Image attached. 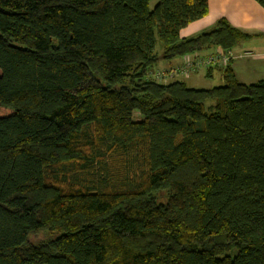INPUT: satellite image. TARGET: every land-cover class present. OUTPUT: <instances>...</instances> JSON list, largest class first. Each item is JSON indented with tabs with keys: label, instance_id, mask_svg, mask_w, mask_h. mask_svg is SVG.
<instances>
[{
	"label": "trees",
	"instance_id": "1",
	"mask_svg": "<svg viewBox=\"0 0 264 264\" xmlns=\"http://www.w3.org/2000/svg\"><path fill=\"white\" fill-rule=\"evenodd\" d=\"M152 1L0 0V264H264V80L152 75L251 34Z\"/></svg>",
	"mask_w": 264,
	"mask_h": 264
},
{
	"label": "crops",
	"instance_id": "2",
	"mask_svg": "<svg viewBox=\"0 0 264 264\" xmlns=\"http://www.w3.org/2000/svg\"><path fill=\"white\" fill-rule=\"evenodd\" d=\"M208 4L207 15L183 28L181 36H195L214 26L219 18H227L232 25L251 34V37L241 41L231 50L234 57L230 66L235 76L244 84H253L264 80V8L256 0H208ZM210 50L201 52L207 53ZM181 62L182 57H177L166 61L162 68ZM222 67L224 66L215 67L210 72L208 69L201 70L198 73L187 76L184 80L186 82L190 80L191 83L196 85L190 84V86L199 88H211L221 85L224 83ZM206 77H216L221 84H207L206 81L208 79Z\"/></svg>",
	"mask_w": 264,
	"mask_h": 264
},
{
	"label": "built area",
	"instance_id": "3",
	"mask_svg": "<svg viewBox=\"0 0 264 264\" xmlns=\"http://www.w3.org/2000/svg\"><path fill=\"white\" fill-rule=\"evenodd\" d=\"M233 57L231 50L221 49L206 56H200L198 54L192 56L188 54L184 57L181 65L171 67L167 70L157 71L152 73V75L159 81L172 79L178 75L189 76L190 74L197 72L201 67L226 65L233 59Z\"/></svg>",
	"mask_w": 264,
	"mask_h": 264
},
{
	"label": "rangeland",
	"instance_id": "4",
	"mask_svg": "<svg viewBox=\"0 0 264 264\" xmlns=\"http://www.w3.org/2000/svg\"><path fill=\"white\" fill-rule=\"evenodd\" d=\"M157 2V0H153L152 2H151V7L152 6H154V4ZM157 50H158V52L159 53H161V51H160V46H157ZM166 61H168V60H166ZM166 61L165 60H163V61H160L159 62V67H162L163 65H165L166 64ZM206 79H208L206 82H207V84H212V85H218V84H221L219 81H217V78L215 77V78H213V77H206ZM188 82V84H194V83H191V81L189 80V81H187ZM194 86H196L195 84H194ZM201 86H204V85H201ZM45 236V235H44Z\"/></svg>",
	"mask_w": 264,
	"mask_h": 264
},
{
	"label": "bare ground",
	"instance_id": "5",
	"mask_svg": "<svg viewBox=\"0 0 264 264\" xmlns=\"http://www.w3.org/2000/svg\"><path fill=\"white\" fill-rule=\"evenodd\" d=\"M217 47V46H216ZM218 47H220V46H218ZM217 51L219 50V48L218 49H216ZM213 51V50H212ZM195 53H196V51H194ZM183 63V62H182Z\"/></svg>",
	"mask_w": 264,
	"mask_h": 264
}]
</instances>
